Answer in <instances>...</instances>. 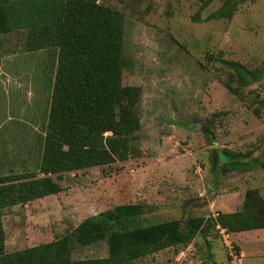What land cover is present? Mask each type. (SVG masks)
Here are the masks:
<instances>
[{
	"label": "rangeland",
	"instance_id": "1",
	"mask_svg": "<svg viewBox=\"0 0 264 264\" xmlns=\"http://www.w3.org/2000/svg\"><path fill=\"white\" fill-rule=\"evenodd\" d=\"M225 1L97 0L95 7L89 3V20L97 10L92 30L104 42L113 29L119 31L116 48L112 45L122 68L115 87L138 89L136 94L126 92L123 104L133 100L141 125L129 139V159L55 174L43 173L42 164L58 66L57 34L50 27L13 19V30L0 35V177L18 181L49 175L61 192L4 209L6 252L65 237L85 218H97L119 204H142L146 224L170 219L185 223L190 215L211 218L209 205L217 195L244 190L248 181L242 173H220L225 168L221 161L212 170L213 149L252 151L251 156L264 158V72L259 81L242 86L236 72L212 57L240 61L249 70L263 68L264 0H239L231 18L204 20ZM59 2L9 0V5L20 15L34 17L33 8L53 5L60 11ZM108 82L107 77L101 81L106 87ZM218 112L211 126L212 144L203 127ZM252 165L259 170V163ZM263 172L254 171V180H259L255 184H264ZM227 239L242 260L230 255L215 226L207 238L199 235L188 245L166 250L177 259L168 252L162 257L151 253L129 264H207L209 249L218 263L245 264L230 232ZM71 245L73 264L108 254L105 240Z\"/></svg>",
	"mask_w": 264,
	"mask_h": 264
},
{
	"label": "trees",
	"instance_id": "2",
	"mask_svg": "<svg viewBox=\"0 0 264 264\" xmlns=\"http://www.w3.org/2000/svg\"><path fill=\"white\" fill-rule=\"evenodd\" d=\"M59 1V8L63 4L60 11L53 5L40 6L32 9L35 14L32 17L30 14H18L9 5V0H0V35L13 30V19L17 24H25L28 20L30 25L50 27L57 34L58 66L46 125L42 164V172L46 174L73 171L87 164L105 165L118 159H129V139L135 137L141 125L133 100L131 105H127V102L123 104L125 93L131 91L136 94L138 89L124 87L118 91L115 87L122 72L120 56L115 50L119 31L113 29L110 38H107L109 41L104 42L92 30L97 10H94L93 19L89 20L92 11L89 3L94 2L95 7L97 0ZM238 4L239 0H226L204 20L231 18ZM194 19L200 20L196 16ZM106 43L111 46H104ZM103 58L111 63H104ZM212 60H218L236 72L242 86H248L263 77L264 65L263 68L249 70L240 61L220 56L212 57ZM105 77L109 81L107 87L101 83ZM218 114L213 113L203 127L212 144L211 126L214 124L213 117ZM106 132L111 134L105 135ZM213 153L212 170L218 169L220 161L225 166L220 173L239 170L251 160L264 169V158L251 156L252 151L241 153L223 148L213 149ZM59 192L61 186L49 175L18 181L0 177V264H73L72 242L87 246L103 240L107 243V256L90 259L86 264H129L166 248L188 245L199 235L207 238V233L215 226L232 232L264 225V200L257 189H251L246 193L245 211L242 214H219L211 218L190 215L186 217L185 223L180 219H170L146 224L142 204H119L102 212L97 218H85L65 237L6 252L2 219L4 209ZM208 253L207 264H217L211 249Z\"/></svg>",
	"mask_w": 264,
	"mask_h": 264
},
{
	"label": "crops",
	"instance_id": "3",
	"mask_svg": "<svg viewBox=\"0 0 264 264\" xmlns=\"http://www.w3.org/2000/svg\"><path fill=\"white\" fill-rule=\"evenodd\" d=\"M260 151V150H259ZM257 153L254 154V156ZM255 161H249L244 166H242L239 170H235L237 172H240L243 174L244 179L248 181L247 186L245 185V188L243 191H223L224 195L220 196L217 195L216 198H214L209 205L210 211H212V214L210 216L217 217L219 214L227 215V214H242L245 211V200H246V193L248 190L251 189H257L259 192V195L264 200V195L262 194V191L264 190L261 186L264 184H255L258 183V181L254 180L253 174L254 171L257 173H260L261 175V169L264 171V169L260 166L257 170L254 165H252ZM264 173V172H263ZM262 173V174H263ZM264 180V176L262 178ZM261 185V186H260ZM215 193L217 191H214ZM218 210V211H215ZM238 246H240L241 253L243 255V259L245 261V264H264V225H260L258 227L253 228H244V229H238L235 231L230 232ZM250 245V246H247ZM252 248L253 251L249 252L247 249ZM171 248H166L163 250H160L159 252H156L155 254L157 256L162 257L168 252L169 257H176L175 253L169 254V252L173 251H166L170 250ZM103 258V257H102ZM159 258V257H158ZM179 258L177 256L175 259ZM209 260V253L207 257V261ZM215 260V257H214ZM216 261V260H215ZM217 264H226L225 262H216Z\"/></svg>",
	"mask_w": 264,
	"mask_h": 264
},
{
	"label": "built area",
	"instance_id": "4",
	"mask_svg": "<svg viewBox=\"0 0 264 264\" xmlns=\"http://www.w3.org/2000/svg\"><path fill=\"white\" fill-rule=\"evenodd\" d=\"M217 229L219 230V232L223 235V237H225V240L228 244V247L230 249V255L235 258V259H239L242 260L241 258H238V254H236L233 250V246L228 242V237H229V232L225 229V228H221L220 226H217ZM241 257V256H240Z\"/></svg>",
	"mask_w": 264,
	"mask_h": 264
}]
</instances>
